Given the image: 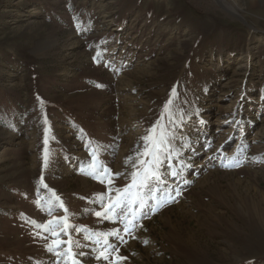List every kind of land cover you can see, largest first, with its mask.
Segmentation results:
<instances>
[{"label":"rangeland","instance_id":"1","mask_svg":"<svg viewBox=\"0 0 264 264\" xmlns=\"http://www.w3.org/2000/svg\"><path fill=\"white\" fill-rule=\"evenodd\" d=\"M220 1L257 32L216 0H0V264H64L62 216L80 264H264V0ZM157 122L164 182L126 234L87 173L130 183ZM114 228L126 259H96Z\"/></svg>","mask_w":264,"mask_h":264},{"label":"snow or ice","instance_id":"2","mask_svg":"<svg viewBox=\"0 0 264 264\" xmlns=\"http://www.w3.org/2000/svg\"><path fill=\"white\" fill-rule=\"evenodd\" d=\"M168 103L171 104V100H169ZM158 127L159 131H157ZM142 140L144 142L143 148L140 152L136 153L137 159L132 164L135 170L131 173V181L123 188L117 187L114 189L112 186L113 178L121 176L122 173H113L111 169L103 165V163H101L99 167L94 163L91 164L90 167L93 170L87 173L94 179H98L101 184L106 183L108 186L105 192L98 194L97 201H94L99 203L101 208V210L95 211L94 215L102 220H111L113 223L119 221L123 225V231L126 234L131 233L135 228L136 211L139 208L148 207L147 200L143 198L141 190L147 189L149 197L156 199L158 202L159 189H155L157 196L154 197L152 195L153 189L151 187V181L155 180L158 183L164 182L159 170L162 163L161 154L171 150V140L168 131L165 127L159 126V122L148 130V134L142 137ZM93 159L95 160L96 157L94 156ZM132 159V157H128L126 163ZM229 166H239V164H225V167ZM171 175L175 176L177 172L172 171ZM133 189H135V191H133ZM113 192L115 194H113ZM56 199L59 201V197H56ZM60 207L64 208L65 212L68 211L67 208L64 207L62 201L60 202ZM151 210L155 211L156 209L152 208ZM144 215L146 216V214ZM56 221H60L61 223L58 224ZM42 226L45 231L50 232L53 237H56V239H53L47 245L48 251L63 257L64 264H80L77 255L83 256L85 253L82 251L76 253L73 250L75 247H80V244L78 241L71 239L69 229L71 228L77 232L83 231V229L73 228V226L69 224L67 216L53 217V220L47 221L46 224ZM120 231V228H114L110 233H94L93 235L85 237L88 240H93L95 237L94 243H103L107 245V247L99 252L96 259L109 260V250H111V255L115 259H126L125 257L116 255L119 251L118 247L109 243L107 239L108 236H113L123 240V237L120 236ZM62 233L64 236H67L68 239L61 238ZM145 243L147 242L145 241ZM61 246H64V251H57Z\"/></svg>","mask_w":264,"mask_h":264},{"label":"water","instance_id":"3","mask_svg":"<svg viewBox=\"0 0 264 264\" xmlns=\"http://www.w3.org/2000/svg\"><path fill=\"white\" fill-rule=\"evenodd\" d=\"M216 2L218 3V5L225 10L227 13H229L230 15H232L234 18L238 19L240 22H242L247 28H249L252 31L257 32L249 23L247 20H245L242 16H240L237 12H235L234 10L229 9L228 7H226L223 3H221L220 0H216Z\"/></svg>","mask_w":264,"mask_h":264}]
</instances>
